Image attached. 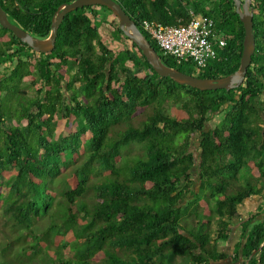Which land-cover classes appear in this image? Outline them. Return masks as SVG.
Returning <instances> with one entry per match:
<instances>
[{
	"label": "trees",
	"instance_id": "1",
	"mask_svg": "<svg viewBox=\"0 0 264 264\" xmlns=\"http://www.w3.org/2000/svg\"><path fill=\"white\" fill-rule=\"evenodd\" d=\"M73 1L0 4L12 23L47 38L58 8ZM117 1L166 65L205 78L240 68L245 28L234 0ZM253 6L256 50L245 80L230 90L160 76L105 6L66 14L50 53L37 54L0 24V65L10 63L0 71V210L12 228H26L0 243V264H212L228 257L264 264V0ZM190 10L212 17L226 42L202 68L165 55L142 26L186 25ZM24 80L35 96H27ZM185 94L179 116H170L164 102ZM143 111L146 119L135 124ZM214 113L221 120L208 127ZM58 114L67 134L56 141ZM69 157V185L58 192L55 179ZM255 196L262 204L242 218L240 205ZM45 216L48 224L35 231ZM237 217L242 240L231 255L219 243L230 239Z\"/></svg>",
	"mask_w": 264,
	"mask_h": 264
},
{
	"label": "water",
	"instance_id": "2",
	"mask_svg": "<svg viewBox=\"0 0 264 264\" xmlns=\"http://www.w3.org/2000/svg\"><path fill=\"white\" fill-rule=\"evenodd\" d=\"M240 20L245 28L244 49L241 57L240 68L232 74L218 78L198 77L185 73L177 68L166 65L155 47L139 29L134 19L125 11L117 0H75L62 4L52 20L51 33L47 38H38L30 32L12 23L7 12L0 4V24L11 30L20 40L28 44L37 52H52L56 46L58 29L66 14L84 6L100 5L112 10L118 17L120 27L144 53L154 70L162 77H170L182 85H188L200 90L233 89L239 87L245 80L248 68L252 62L256 50V38L254 33L255 8L253 0H234Z\"/></svg>",
	"mask_w": 264,
	"mask_h": 264
},
{
	"label": "rangeland",
	"instance_id": "3",
	"mask_svg": "<svg viewBox=\"0 0 264 264\" xmlns=\"http://www.w3.org/2000/svg\"><path fill=\"white\" fill-rule=\"evenodd\" d=\"M99 8H102V7H99ZM101 16L103 17L102 22L104 20H106L105 22H108L107 20H111L113 18L112 13L107 9L102 10ZM104 28H107V30H110L111 27L105 26V24H104ZM104 28H102V31L100 32L103 40L105 41L106 44H108L109 47L112 48V50L114 52H118L120 47L114 45L113 42L109 43L105 39L106 30ZM9 64L10 63L7 62L5 64L0 65V71L4 72V70H6V66H9ZM22 88H23V90L26 91L28 97L35 96V94H36L35 89L36 88L33 89V88L29 87L28 86V80L23 81ZM184 96H185L184 98H181L178 100L175 98H169L168 100H166L164 102L165 111L170 116H179V111L181 109H183L184 103L189 98V96L187 94H185ZM219 113H214V114L210 115L211 121L208 123V127L215 126L216 124H218L220 122L221 115ZM146 117H147V112L143 111V112L139 113L138 117L135 118L134 123L139 124L140 121L146 119ZM13 122H14L13 118L7 119V121H6L7 124H13ZM23 123H26V121L23 120ZM65 125H66V119L61 118L60 114H58L56 116V122H55L56 128H55L54 137H53L54 140L59 141L63 135L67 134ZM76 126L78 127V123L77 124L75 123L74 127H76ZM191 140H192V143H194V145L196 147L198 145V140H197L196 135H194L191 138ZM135 150L138 151V148L136 147ZM70 160H71V157L67 158V162L62 165L63 171H62L61 175L55 179L54 187L56 189H58V192H59V188L64 190L69 185V179H70V175H71V171H72V166H71V164H69ZM8 173H10V174H8V175L5 174V179L7 182L8 181L12 182L14 180L15 174L13 172H8ZM96 177H97L96 179H101V176L99 173L96 174ZM261 200H262L261 196H259V197L255 196V197H252V198L244 201V203L242 205H240V214H241L242 218H247L250 215L249 214L250 211H252V210L254 212L257 211L258 210L257 207H259L261 205L260 204ZM48 221H49V216L41 217L39 221L35 222L32 225V227L34 228L35 231L39 232L42 226H46L48 224ZM240 222H241V219L239 217H237L233 220L232 227H234L237 232L234 235H232V237L230 239H228V241L221 242V249H225V251H229L231 253V255L234 254L235 246L233 244L238 240L237 234H240V231H241ZM25 231H26V228L24 226L12 228L11 222L8 221L7 214L4 211L0 210V243L3 244V247H5L7 245V242L11 243L14 241L11 237H9L8 232H11L14 234V236H17L20 233L21 234L25 233ZM29 240H30V238H29ZM7 249H9V248H7ZM11 252H12L11 249L7 250V253H11ZM1 253L2 252H0V254ZM44 257H46V256H44ZM228 258H230V257H228ZM228 258L221 260V264H231L230 263L231 259H228ZM45 261H47V258L45 259ZM182 264H188V263L184 262Z\"/></svg>",
	"mask_w": 264,
	"mask_h": 264
},
{
	"label": "built area",
	"instance_id": "4",
	"mask_svg": "<svg viewBox=\"0 0 264 264\" xmlns=\"http://www.w3.org/2000/svg\"><path fill=\"white\" fill-rule=\"evenodd\" d=\"M191 18L186 25L163 24L157 20H144L143 29L156 41L165 55L179 61H192L196 67H205L226 45L217 32L215 20L190 10Z\"/></svg>",
	"mask_w": 264,
	"mask_h": 264
},
{
	"label": "crops",
	"instance_id": "5",
	"mask_svg": "<svg viewBox=\"0 0 264 264\" xmlns=\"http://www.w3.org/2000/svg\"><path fill=\"white\" fill-rule=\"evenodd\" d=\"M260 204H262V200H261V203ZM257 208H259V207H257ZM252 210V209H251ZM250 211V210H249ZM251 213H253V210L252 211H250V213L249 214H251ZM233 233L231 234V237H232V235H234L237 231L235 230V228L233 227ZM240 229H241V231H240V234H237V241L233 244L234 246L240 241V240H242V227H241V223H240ZM230 237V238H231ZM244 241V240H243ZM220 244V246H219V248H220V250H223V251H225V249H221V242L219 243ZM228 252V251H227ZM228 259H231V258H228ZM231 262V261H230ZM212 264H221V260H218V261H215V262H213Z\"/></svg>",
	"mask_w": 264,
	"mask_h": 264
},
{
	"label": "flooded vegetation",
	"instance_id": "6",
	"mask_svg": "<svg viewBox=\"0 0 264 264\" xmlns=\"http://www.w3.org/2000/svg\"><path fill=\"white\" fill-rule=\"evenodd\" d=\"M55 49V48H54ZM34 50V49H33ZM35 51V50H34ZM37 54H40V53H45V52H37L35 51ZM47 53H50V52H47Z\"/></svg>",
	"mask_w": 264,
	"mask_h": 264
},
{
	"label": "clouds",
	"instance_id": "7",
	"mask_svg": "<svg viewBox=\"0 0 264 264\" xmlns=\"http://www.w3.org/2000/svg\"><path fill=\"white\" fill-rule=\"evenodd\" d=\"M232 261V260H231Z\"/></svg>",
	"mask_w": 264,
	"mask_h": 264
}]
</instances>
